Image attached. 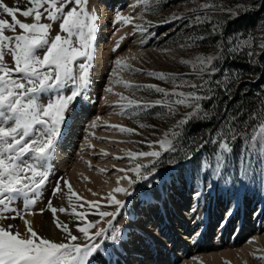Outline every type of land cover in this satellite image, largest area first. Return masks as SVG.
Returning a JSON list of instances; mask_svg holds the SVG:
<instances>
[{
  "label": "snow or ice",
  "instance_id": "obj_1",
  "mask_svg": "<svg viewBox=\"0 0 264 264\" xmlns=\"http://www.w3.org/2000/svg\"><path fill=\"white\" fill-rule=\"evenodd\" d=\"M89 2L90 0H14V5L9 6L0 0V11L10 18H0V220L19 217L23 219L25 225L23 233L16 225H0V264H119L118 260L97 259L105 255L111 257L118 252L120 246L121 230L113 227V222L121 214L127 200L121 201L115 194L133 196L134 185L149 181L155 174V165L159 163L162 152L176 151L175 143L182 134V127L193 118H199L203 112L201 101L212 99L216 87L222 88L227 93V85L223 82L229 75L227 70L223 79L213 81L215 74L220 71L216 67V62L245 51L249 59L254 55H264V51L257 54L251 50L255 38L249 33L246 39L241 38L240 44L232 39L226 43L218 42L213 55L198 54L194 59L181 60V64L190 65L191 71L188 73L167 75L156 71L147 73L150 77L169 81L173 86L171 91L156 85H131L118 81L124 83L125 88L151 89L155 93L162 94L161 98L145 103L121 96V100L127 101L126 104L121 105V115H127L131 111L138 116L140 112H137V109L147 111L157 106L165 108L168 115L176 114L175 106H184L191 111L184 114L183 118L165 132L162 138L146 142L149 148L158 145L159 150L127 152L129 160L139 157L155 159L148 164L137 163L135 167L127 170L119 169L125 174L118 178L117 187L107 195V202L116 206L115 211L101 210L98 202H86L87 209L83 212L77 211L72 207L73 197L77 201L82 198L66 179L60 178L52 189V197L59 196L62 199L66 197L69 207H54L51 198L47 202L46 208L52 213L53 224L63 234V239L54 241L35 230L32 223L21 215V209L13 205L17 201H23V211L29 213L37 203L51 175L49 161L61 135L67 111L90 84L92 49L98 27L96 21L99 17L95 10L90 12L87 9ZM189 2L197 4V0H189ZM261 4L264 5V0H261ZM248 7L253 5L249 4ZM210 8H218L220 12H233L231 7L199 3L197 7L189 10L192 15L185 17L182 14H174L171 19H164L159 23L170 24L187 19L185 29L211 24V32L215 34L219 30V25L212 23V15L207 12L203 15L199 14L200 11ZM18 14L25 19L23 21L19 19ZM29 18L31 22H26ZM42 19L51 23H42ZM121 21L125 25L131 24L132 17L117 14L114 23ZM56 22H59V32L53 37L51 32ZM148 26H151V22H148ZM133 27L134 31H139L141 35L148 34L149 38L155 35L148 33V27L142 25ZM9 31L13 35L5 34ZM204 39V35L187 36L185 43L180 44L179 47H197L199 46L197 41ZM119 46L118 41L113 51ZM256 46L264 49V37L260 38V43ZM41 50H43L42 55L39 54ZM6 54L11 56L14 66H9L5 62ZM78 61L82 62L77 63ZM115 64L128 67L120 59H117ZM129 70L133 73L142 72V69ZM108 91H111V88ZM42 97H47L46 103L42 102ZM259 107L261 114H264V104H260ZM242 114L243 110L228 117L223 127L210 134V142L218 146L215 154L217 176L231 163L226 159L225 154L234 151V142L238 138L243 140L240 156L234 158L237 160L238 178L251 177L255 171L253 164L264 166V124L259 125V134H256L255 127L251 129V146H249L248 130L238 132V118ZM203 116L207 118V112H203ZM252 119H257L255 112ZM243 123L247 125L248 121ZM139 127L147 126L140 124ZM118 130L121 133L133 132V129L126 127H119ZM229 137L233 142L231 147ZM207 143L209 140L205 139L197 151ZM123 158L114 157L117 160ZM191 158L189 155L188 159ZM203 167L207 168L208 163L204 162ZM128 172L135 173V176H129ZM61 180L64 187L61 186ZM121 181H126L127 186H120ZM230 182V180L226 181V183ZM148 186L151 187V183ZM196 195L199 196L200 193L197 192ZM93 207L98 210L100 219L88 221L87 212ZM44 211L45 209L41 208L39 214L42 215ZM9 212L15 215L8 216ZM57 213L75 217L78 221L76 229L80 235L73 234L69 223L62 222L57 217ZM31 214L37 213L31 212ZM109 217L111 219H105ZM101 222L106 226H101ZM81 236L83 242H80Z\"/></svg>",
  "mask_w": 264,
  "mask_h": 264
},
{
  "label": "rangeland",
  "instance_id": "obj_2",
  "mask_svg": "<svg viewBox=\"0 0 264 264\" xmlns=\"http://www.w3.org/2000/svg\"><path fill=\"white\" fill-rule=\"evenodd\" d=\"M109 1L110 0H90L87 6L90 12L95 10L97 13L99 5L104 4L106 5L105 7L109 15L106 20L102 21L100 20V14H97L99 17L96 21L98 27L95 33L94 48L92 49L95 64L93 66L91 65L90 84L86 91L80 96L81 99L88 100L87 105L91 114L89 122L93 123L90 124V126H86L82 131L87 133V131L89 132L92 130L91 128H93L96 132L94 134V138L97 140L95 143L99 144L101 141L110 140L109 144L114 150L106 156L109 161L104 164L107 166L111 165L112 167H109V169H107L108 171L106 170V174H104L105 172L102 174L103 186L111 182V178L117 179L118 176L125 174L120 172L119 169L127 170L135 167L137 163L148 164L153 161L155 158L148 161H144L141 157L129 160L126 154L129 151L140 152L159 150L158 145H153L149 148L146 142H152L162 138L163 134L178 120L182 119L184 114L191 111L190 108H185L184 106H175L176 114L168 115L166 114L165 108L157 106L147 111L137 109V112H140L138 116H135L131 111H129L127 115H121V105L127 103L126 100L120 99L121 96L145 103L161 98L162 94L155 93L151 89L138 90L135 88H125L124 83H118V81L126 82L131 85H156L171 91L173 86L169 81L150 77L147 73L150 71L162 72L166 75L188 73L191 71L190 65L181 64V60L194 59L198 54L213 55L215 54L216 44L218 42L223 41L226 43L229 39H232L237 44H240L241 37L243 36L242 34L235 33L234 30L224 34L223 26L225 20L228 19L232 13L220 12L218 8H210L199 12L200 15L207 12L213 17L212 23H218L219 30L215 34L211 32V24L200 25L193 29H185L184 25L188 22L187 19L175 21L170 24H162L159 22L164 19H171L174 14H182L185 17L192 15L189 10L193 7H197L199 3H214L222 5L225 8L231 7L233 10H239V12H255L259 10L257 5L261 2V0H197V4H192L189 0H123L119 5L117 0L116 2L112 0L111 3ZM249 4L253 5V7H248ZM117 14L121 16H131V24L125 25L122 21L119 23H114L113 21L112 23V20H115ZM255 16L256 20L254 21V27L252 30L248 31V35L251 33L255 38L252 51L258 54L264 51V49L256 46L260 43V38L264 37V12L257 13ZM41 22L51 23L46 19H42ZM148 22H151L150 27L148 26ZM134 25L148 27V33H154L155 35L151 38H149L148 34L141 35L139 31H134ZM104 27L109 28L108 33L100 34V31ZM118 29H122L123 31L119 32V34L117 32ZM57 32H59V22L53 25L51 36L54 37ZM5 34L12 35L10 32H6ZM198 35L205 36L204 40L197 41L199 46L192 48L179 47L180 44L185 43L187 36L196 37ZM119 37H124L125 39L122 43L120 42L119 48L113 51V49L116 48ZM132 44L134 49L129 51L127 48ZM105 47L107 48L104 49ZM167 49H171V51H166ZM42 51L43 50H41L39 54L42 55ZM117 59L122 60L123 64H126L128 67L117 66L115 64ZM5 62L8 63L9 66H14L11 56L8 54L5 56ZM79 62L82 61H78L77 63ZM101 68L103 69L100 72L99 69ZM129 69H142V72L133 73ZM190 78L194 79V77ZM109 88H111V91H108ZM68 91H70V89ZM184 91H189V89H184ZM42 102L46 103L47 97H42ZM206 102H208V100L201 101L202 109ZM71 107L72 105L70 108ZM82 109L85 110L84 107ZM79 112H77L79 116L82 114L79 121H85L87 119V117L85 119L84 116L86 113ZM158 113L159 115H157ZM67 120L68 118L66 117V121ZM140 124H144L147 127L141 128L139 127ZM113 125L118 127L114 128L112 127ZM119 127L133 129V132L121 133L118 130ZM67 129L68 127H64L63 124L61 130L62 136ZM256 134H259V127L257 128ZM229 140L231 141V139ZM59 144L61 143L58 142L57 145ZM249 146H251V140H249ZM178 147V152L175 151L170 153L172 154L171 156H174L172 160H179V158H184L186 156L188 158L189 155H191L192 158L187 159V161L182 164L171 166V161H168L169 157L162 158L164 153L162 152V155L159 157V163L155 165V174L150 177V180L142 181L134 185L135 194L133 196L122 197L121 201L124 199L123 201L127 200V203L121 210V214L118 215L113 222V227L121 230L123 226V230L127 229V227H125V219L131 216L132 212L147 203V199L152 193L153 185L158 183L165 182L171 185L172 190L189 202L191 200H196L194 205H200L202 200L204 203H209L212 199V191L215 190L216 198L213 199L212 202L218 204L220 210H216V217L212 216L209 238L208 241L204 240V243L218 241L219 238L221 241L216 243L213 246L214 248L204 253V263L192 260L194 257H190L191 261L195 264H264V259H262L264 258V224H262L261 227L249 228L258 218L261 219L259 216L264 215V166L253 164L255 171L252 176L247 179H239V173L236 167L237 160L234 158L240 156L242 148V146H240L237 150L234 149L232 153L225 154L226 159L231 161V163H229L226 170H222L221 174L217 176L215 175V154L218 150V146H214L210 140L209 143L205 144L203 148L195 153L191 151L194 148L193 141H188L185 144L178 145ZM97 149V146H93V151L91 152L93 161L101 160V155L97 156L99 153ZM53 153L55 154L56 152ZM118 156L124 158L119 160L114 159V157ZM52 159L53 158L49 161L51 175L48 177V182L44 186L42 194L49 193L57 181L66 175L65 169ZM204 162L208 163L207 168L203 167ZM90 170L93 172V168H90ZM115 172H117L118 175H115L116 177L113 176ZM128 175L134 177L135 173L128 172ZM228 180L231 182L226 183ZM149 183H151V187L148 186ZM214 183L216 187H213ZM209 185H211V187H209ZM125 186H127V184ZM197 192H199L200 195L195 199L193 196H195ZM239 194H241V196H239ZM166 195L164 201H167V198H171L172 200L175 198L171 191ZM157 197V201L154 200L156 203L152 202L150 206H152L154 217L157 218V222L161 223L163 219L161 220L159 214L164 212V209L161 207L164 205L168 208L169 200L167 203L161 204L158 199L162 200V198L158 197L157 199ZM162 197H164V195ZM243 197L245 202L243 201ZM41 198L45 199L46 196L42 195ZM22 202L23 201H17L13 206H17ZM242 210L245 211V218L244 221H242L243 219L239 221V215ZM149 217H151V219L154 218L152 216ZM165 217L167 219V215H165ZM164 222L166 223L165 218ZM223 225H225L226 228L217 235ZM101 226L106 225L104 222H101ZM154 226L157 228L156 222ZM197 227L198 226H196V228ZM242 228H248L249 230L241 235L238 232ZM123 230H121V232ZM92 231H95V229H92ZM190 231V233L194 232L195 227ZM172 233L173 232H171V234ZM184 233L188 234L187 232ZM146 237L147 236H145V238ZM179 240L183 241L181 237H179ZM146 241L150 245L157 246L151 238H146L145 242ZM209 245L211 246V243ZM190 259H188L189 262ZM188 260L186 261L187 264H189ZM186 263L184 262L183 264Z\"/></svg>",
  "mask_w": 264,
  "mask_h": 264
},
{
  "label": "bare ground",
  "instance_id": "obj_3",
  "mask_svg": "<svg viewBox=\"0 0 264 264\" xmlns=\"http://www.w3.org/2000/svg\"><path fill=\"white\" fill-rule=\"evenodd\" d=\"M111 1L112 0H110L109 2L111 3ZM114 1L116 2V0ZM122 1L123 0H117V3L120 5ZM3 2L8 4L9 6L14 5V0H3ZM105 6L106 5L104 4H100L97 9V14H100V20L102 21L106 20L109 15V12L107 11V8ZM0 18L10 19L6 14L2 13V11H0ZM18 18L22 21L25 19L19 16V14ZM113 21L115 20H112V23ZM26 22H30V18ZM108 30L109 28L104 27L100 31V34H106L108 33ZM17 31H19V29ZM122 31V29L117 30L118 33ZM10 33L13 35L12 32ZM124 39V37H119L118 41L122 43ZM106 48L107 47H105L104 49ZM127 49L129 51H132L134 49L133 44L131 46H128ZM94 64L95 59L93 58L91 65L93 66ZM102 69L103 68L99 69L100 72L102 71ZM87 103L88 100L81 99L79 97L68 111V120L64 123V127H68V129L63 134V136L60 135L61 139L59 137V140L57 141L54 149V152L56 153H53L51 158H53L52 160L55 163H58L63 169H65L64 171L66 172V175L62 178L66 179L70 183L72 189L82 198V200L77 201L76 198L73 197L72 207H75L79 212H83L85 211V209H87L86 202H98L101 205V210L115 211V206L108 204L107 195L112 191L113 188L117 187V180L120 176H118L117 172H115L113 176H118L117 179L111 178V182H108L106 186H103L102 182L103 172H105L104 174H106V170L109 169V167H112L111 165L107 166L106 164H104L109 161L106 156L108 155V153H111L114 150L109 144L110 140L101 141L99 144L95 143V141H97L96 138H94V134L96 132L93 130V128H91V131H87V133L82 131V129L86 128V126H90V124H93L89 122L91 114ZM83 107L85 108V110L82 109ZM76 111H80L79 113L85 112L86 114L84 113V116L85 119L86 117L87 119H84L85 121L80 122L79 120L82 114H80L79 116ZM58 142L61 144L57 145ZM93 146L98 147L97 150L99 151V153L97 154V156L101 155V160H92L93 158L91 152L93 151ZM141 159H143L144 161H148L151 160L152 157H141ZM90 168H93V172L90 170ZM126 184V181L120 182V186H125ZM61 186L64 187L62 180ZM213 187H216L215 183L213 184ZM52 189L49 193L41 194L37 203L32 207L31 212L37 213L36 215H32L31 212L25 213L23 211V202L13 207L20 208L21 215L24 216V218L28 219L32 223L34 229L37 230L42 236H46L54 241H59L63 239V234L53 224L52 213L47 210L46 205L50 198L52 199L54 207L58 208L64 206L68 208L69 205L66 197L63 199L59 196L52 197ZM66 191L67 190L65 188V192ZM169 191L172 192L175 198H173V200L171 198H167V201L169 200L168 208L162 205L161 208L164 209L163 213L167 215V219L165 215L161 213L159 214V216H161V220L163 219V222L158 223L157 218L154 217L155 215L152 206L150 205L152 204V202H155L154 200H156L157 196L162 198L161 200L157 197L161 204L165 202L167 203V201H164V198L167 196L166 194ZM93 193H95V195ZM212 193V199L209 203H204V201L202 200V203L200 205H194L196 200H191L189 202L184 197H180L178 193L172 190L171 185L166 184L165 182L153 185V190L151 195L147 199V203L132 212V215L125 219L124 222L127 229L121 232L122 238L120 241L118 252H115L113 255H111V257L105 255L102 257H98L97 259L103 261H108L109 259H111L112 261L118 260L119 264H123L119 258V256L121 255V259L125 262V264H183L184 262L186 263V261L190 259V257H194V259L192 260L204 263V253L214 248L213 246L221 241L219 238L218 241L216 240L209 241V243H204V240L208 241L209 238L208 236L210 234V224L212 223V216L216 217V210H220V208H218V204L212 202V200L216 198L215 190H213ZM42 195H45L46 198L42 199ZM115 195L116 198L120 200L122 199V197H124L123 194ZM163 195L164 197H162ZM239 196H241V194H239ZM197 197V195L193 196V198L195 199ZM81 204H83L84 206L80 207ZM41 208L45 209L42 215L39 214V210ZM242 211L239 215V221L240 219H243L242 221H244L245 218V211ZM7 215L13 216L15 214L9 212L7 213ZM56 215L62 222L69 223V227L73 231V234L80 235L76 229V223H78V221L75 220V217L61 213H57ZM149 216H152L154 218L151 219V217ZM259 217H261V219L258 218L259 220L257 219L253 225L249 226V228L261 227V225L264 224V215ZM164 218L166 220V223L164 222ZM98 219L100 218L98 216V210L95 207L88 210V221H96ZM153 221L156 222L157 228L154 226ZM8 224L16 225L21 233L25 231L23 219L19 217H17L16 219L0 220V225ZM196 226L198 227L196 228ZM194 227L195 231L190 233V230H193ZM225 228V225L221 226V229L218 231L217 235ZM248 230V228H242L238 233L242 235L248 232ZM170 231L173 233L171 234ZM184 232H187L188 234ZM145 236H147L146 238H151V240H153L157 246L155 247L154 245L148 244L147 241L145 242ZM179 237L183 239V241L181 240L183 244L179 240ZM82 238L83 237L81 236L80 242H83ZM210 243L211 246L209 245ZM190 262L191 264H195L193 261H191V259Z\"/></svg>",
  "mask_w": 264,
  "mask_h": 264
},
{
  "label": "trees",
  "instance_id": "obj_4",
  "mask_svg": "<svg viewBox=\"0 0 264 264\" xmlns=\"http://www.w3.org/2000/svg\"><path fill=\"white\" fill-rule=\"evenodd\" d=\"M258 5H260L259 10L255 12L233 10L231 16L225 20L224 34L234 30L235 33L243 35L241 38L246 39L248 31L254 27L255 15L264 12V5L261 2ZM216 67L220 71L215 74L213 81L223 79L225 70H227L229 75L223 82L227 85L228 91L225 93L222 88H215L212 99L204 104L203 110L207 112V118L201 113L199 118L191 120L183 127V134L175 143L176 152L179 149L178 145L188 141L194 143V148L191 151L197 152V148L205 139L210 140L211 133H215L217 129L223 127L228 117L236 115L241 110H243V114L238 118V132H244L247 129L249 140L252 135L251 129L254 127L257 129L259 125L264 123V114H261L259 107L260 104H264V55H254L249 59L245 51L216 62ZM232 74L235 76L233 77ZM254 112L257 114L255 120L252 119ZM244 121H248V124H244ZM229 139L231 138L229 137ZM242 143V138H238L234 142V149L240 148ZM229 144L232 146L233 142L229 140ZM173 152L175 151H167L162 155V158L169 157L168 161H171V166L187 161V156L179 158V160H172L174 156H171L170 153Z\"/></svg>",
  "mask_w": 264,
  "mask_h": 264
}]
</instances>
